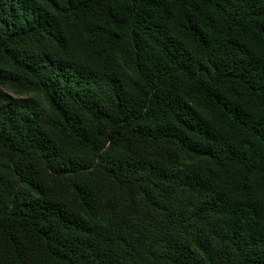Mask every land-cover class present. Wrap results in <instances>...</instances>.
<instances>
[{"label":"trees","instance_id":"trees-1","mask_svg":"<svg viewBox=\"0 0 264 264\" xmlns=\"http://www.w3.org/2000/svg\"><path fill=\"white\" fill-rule=\"evenodd\" d=\"M0 264H264V0H0Z\"/></svg>","mask_w":264,"mask_h":264}]
</instances>
